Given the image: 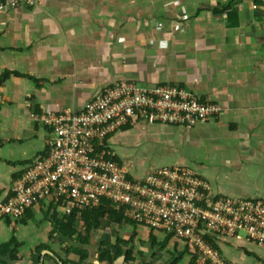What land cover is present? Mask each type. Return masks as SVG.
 I'll return each instance as SVG.
<instances>
[{
	"label": "crops",
	"instance_id": "crops-1",
	"mask_svg": "<svg viewBox=\"0 0 264 264\" xmlns=\"http://www.w3.org/2000/svg\"><path fill=\"white\" fill-rule=\"evenodd\" d=\"M120 80L182 87L220 109L191 127L127 125L107 140L124 171L141 178L181 166L205 180L214 198L264 200V0H40L0 11V203L47 154L48 134L29 114L79 113ZM50 209L63 215L38 202L19 219L0 218V250L11 249L0 264L79 263L65 252L72 242L50 237ZM116 235L133 237L141 254L134 264H194L173 236L107 221L91 235L82 264H107L91 245L103 238L113 246ZM212 244L232 264H264V248L243 234Z\"/></svg>",
	"mask_w": 264,
	"mask_h": 264
},
{
	"label": "built area",
	"instance_id": "built-area-1",
	"mask_svg": "<svg viewBox=\"0 0 264 264\" xmlns=\"http://www.w3.org/2000/svg\"><path fill=\"white\" fill-rule=\"evenodd\" d=\"M40 0H0V11ZM219 108L182 87H139L120 80L100 91L79 112L29 117L45 128L46 156L28 167L0 203V218L19 219L45 202L62 214H79L105 199L124 219L182 241L194 264H232L209 240L243 234L264 248V200L213 197L208 183L181 166L157 167L138 178L116 161L107 140L138 121L191 127Z\"/></svg>",
	"mask_w": 264,
	"mask_h": 264
},
{
	"label": "trees",
	"instance_id": "trees-1",
	"mask_svg": "<svg viewBox=\"0 0 264 264\" xmlns=\"http://www.w3.org/2000/svg\"><path fill=\"white\" fill-rule=\"evenodd\" d=\"M47 214L52 226L50 237L51 235H55L61 241L69 240L72 242V247H66L65 252L74 253L79 257V263L66 260L63 261L64 264H82L87 259L89 254L87 247L90 245L91 235H95L105 221L113 224L129 223L135 225L133 222L124 219L122 212L115 210L105 199H102L97 206L80 211L79 214H63L59 217L57 216L58 212L56 213L52 209L48 210ZM150 231L153 232L152 230ZM165 235L170 236L169 234ZM207 239L212 244V240ZM133 245V237L124 240L116 235L113 246L102 238L99 241L98 262L107 264H115L118 262H122V264H134L137 255L141 254L133 252ZM164 245L165 242L160 244V248ZM42 247L44 246L42 245L36 250ZM5 250L11 252L10 245H6L0 250V256H3V251ZM176 262L177 259H169L166 261L167 264H175Z\"/></svg>",
	"mask_w": 264,
	"mask_h": 264
},
{
	"label": "rangeland",
	"instance_id": "rangeland-1",
	"mask_svg": "<svg viewBox=\"0 0 264 264\" xmlns=\"http://www.w3.org/2000/svg\"><path fill=\"white\" fill-rule=\"evenodd\" d=\"M138 85V84H137ZM139 87H142V86H140V85H138ZM47 136L45 135V138H44V141L47 139L46 138ZM157 140V139H156ZM166 141H163L162 142V144L164 145V147L165 148H167L166 146ZM179 144V142L178 141H176V139L175 138H173V141H172V145L174 146V147H176L177 145ZM136 153L138 152V150L137 151H135ZM162 152V150H159V154ZM180 152H182L181 154H179L178 155V157H180V158H184L185 157V155H183V149L182 150H180ZM156 153V152H155ZM184 154H188V155H190V153H189V151H186V152H184ZM186 159H188V158H186ZM174 165V164H173ZM164 166H172V165H164ZM159 167H161V166H159ZM132 173V172H131ZM107 222H109V221H107ZM111 223V222H110ZM106 225V224H105ZM105 228V227H104ZM94 240V239H93ZM98 240L99 239H95L94 240V242H93V245H91V246H94V248H95V244H97L98 246H99V243H98ZM97 243H96V242ZM95 251H97V247L95 248ZM95 253V252H94ZM140 255H137V257H139Z\"/></svg>",
	"mask_w": 264,
	"mask_h": 264
},
{
	"label": "water",
	"instance_id": "water-1",
	"mask_svg": "<svg viewBox=\"0 0 264 264\" xmlns=\"http://www.w3.org/2000/svg\"><path fill=\"white\" fill-rule=\"evenodd\" d=\"M44 252H45L46 254L51 255L53 258L55 257V256L52 254V252H50L49 250H45ZM55 260H56L59 264H63L58 258H55Z\"/></svg>",
	"mask_w": 264,
	"mask_h": 264
}]
</instances>
